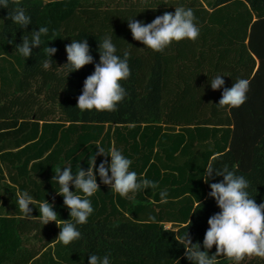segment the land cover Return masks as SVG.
Here are the masks:
<instances>
[{
	"label": "trees",
	"instance_id": "1",
	"mask_svg": "<svg viewBox=\"0 0 264 264\" xmlns=\"http://www.w3.org/2000/svg\"><path fill=\"white\" fill-rule=\"evenodd\" d=\"M181 5L194 12L196 40L154 51L133 39L127 20L150 23ZM15 8L31 17L27 29L9 19ZM0 16V183L7 175L20 193L33 196L36 210L32 221L0 219V264H88L90 254L109 255L112 264H191L177 240L188 231L205 250L208 220L220 211L202 179L209 160L245 176L250 196L264 203V0H10ZM41 26L49 32L32 57L15 52ZM105 35L118 55L129 53L130 76L121 81L127 95L112 111L81 110L78 97L95 65L69 74L66 45L87 39L99 62ZM48 46L57 49L53 58ZM217 74L228 88L238 78L250 81L245 104L217 105L223 89L209 83ZM97 143L122 150L138 180L158 186L121 197L98 177L94 212L77 226L81 238L65 245L57 240V223L44 225L37 207L47 199L61 224L71 219L54 170L70 165L75 172L78 164L87 170ZM104 159L98 156L97 166ZM45 251L49 256L35 262ZM215 252L214 245L209 254ZM216 264L236 262L220 256ZM238 264H264V257L245 256Z\"/></svg>",
	"mask_w": 264,
	"mask_h": 264
},
{
	"label": "clouds",
	"instance_id": "2",
	"mask_svg": "<svg viewBox=\"0 0 264 264\" xmlns=\"http://www.w3.org/2000/svg\"><path fill=\"white\" fill-rule=\"evenodd\" d=\"M10 0H0V8L9 9ZM174 12H165L157 16L152 22L145 23L136 17L127 20L133 39L141 42L145 47L154 51H163L172 44L184 39L196 40L200 34V27L195 21L192 8L174 6ZM12 23L27 29L31 24V17L22 8H15L9 12ZM49 32L47 27L41 26L33 29L30 36H23L22 43L15 44V40L9 43L15 44V52L30 58L33 50L39 48L42 37ZM57 49L48 46L46 55L51 58ZM99 62L95 61L91 54V48L87 39L74 40L66 45L67 63L63 67L69 69V74L82 69L89 64L95 65L94 72L84 81L82 94L78 97L77 108L81 110L112 111L123 101L127 95L121 81L130 76L129 53L118 55V50L110 35H105L99 40ZM43 67H49V61H44ZM224 75L217 74L209 80L213 90L223 89L222 98L217 104L220 107L229 106L238 108L245 104L247 93L250 90V81L238 78L231 88L225 86ZM97 151L88 160L87 170L79 164L74 172L72 166L65 165L54 170L53 182L59 185L57 191L64 199V205L68 208L71 219L63 220L61 224L57 220L55 205L46 199L37 207L40 215L37 217L44 224L56 222L61 231L57 240L65 245L81 238L78 225L86 224L93 214L91 197L100 190V183L109 186L111 191L121 197H127L129 193L158 185L155 181L141 177L130 170L132 160L126 157L122 150L112 147L106 150L101 144L95 145ZM105 159L97 166V157ZM111 157V160L107 159ZM214 176L223 177L220 182H211ZM98 177L100 183H98ZM209 183L211 191L209 196L214 198L219 212L208 220L209 228L203 239V249L200 242L193 243L187 234L177 240L185 249V256L191 264H216L220 256L227 257L236 264L245 256L264 257V203L258 204L248 191L249 181L243 175H237L235 171L225 165L217 168L212 160H209L204 169L202 178ZM74 186L75 191L70 190ZM17 206L23 211L25 217H33L34 198L27 191L15 193ZM161 202H167L168 191L159 193ZM216 252L209 254L213 246ZM88 264H112L110 256L90 254Z\"/></svg>",
	"mask_w": 264,
	"mask_h": 264
},
{
	"label": "crops",
	"instance_id": "3",
	"mask_svg": "<svg viewBox=\"0 0 264 264\" xmlns=\"http://www.w3.org/2000/svg\"><path fill=\"white\" fill-rule=\"evenodd\" d=\"M38 1H41L43 4L47 5V4H51L54 2L65 1V0H38ZM2 25H3V22L0 21V35L2 33ZM2 49L3 48L0 45V51ZM0 53L2 54V52H0ZM2 59H3V56H0V61ZM15 193H20V189L17 186L13 185L11 183V180L8 179L7 175H5L3 182L0 183V219L5 218L7 220L32 221V220L26 218L23 211L20 210L19 207L17 206ZM30 207L35 210V207H33L32 205H30ZM34 210H33L32 214L36 215L35 214L36 210L35 211ZM170 227H172V226H170ZM60 231H61V229H60ZM56 248H53V250H52L53 253L54 252L57 253ZM50 251H48V252H50ZM48 252L45 251L39 258H37L35 260V262L43 260L45 258V256H49V255H47ZM53 257L55 258V255ZM65 257H66V255H65ZM50 259H51V257H50ZM50 259H47V261L49 262Z\"/></svg>",
	"mask_w": 264,
	"mask_h": 264
},
{
	"label": "rangeland",
	"instance_id": "4",
	"mask_svg": "<svg viewBox=\"0 0 264 264\" xmlns=\"http://www.w3.org/2000/svg\"><path fill=\"white\" fill-rule=\"evenodd\" d=\"M213 1H214V0H213ZM91 2H93V1H91ZM0 21H2V22H3V20H2V18H1V16H0ZM1 65H2V64H1V62H0V71H1ZM17 70H19V69H18V67H17ZM167 229H168V230H171V229H172V227L168 226V227H167Z\"/></svg>",
	"mask_w": 264,
	"mask_h": 264
}]
</instances>
